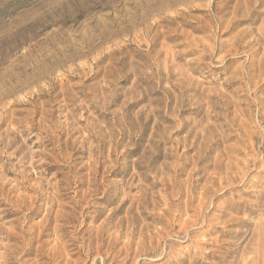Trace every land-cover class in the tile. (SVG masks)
<instances>
[{
  "label": "rangeland",
  "instance_id": "obj_1",
  "mask_svg": "<svg viewBox=\"0 0 264 264\" xmlns=\"http://www.w3.org/2000/svg\"><path fill=\"white\" fill-rule=\"evenodd\" d=\"M263 16L264 0H0V264H116L141 226L164 239L148 264H263L264 74L244 85L248 49L230 50ZM132 200L134 233L112 241ZM164 209L171 227L147 218Z\"/></svg>",
  "mask_w": 264,
  "mask_h": 264
},
{
  "label": "bare ground",
  "instance_id": "obj_2",
  "mask_svg": "<svg viewBox=\"0 0 264 264\" xmlns=\"http://www.w3.org/2000/svg\"><path fill=\"white\" fill-rule=\"evenodd\" d=\"M258 0H253V2H257ZM263 0H259V3L261 2L262 3ZM235 9H238L237 6L234 7V10L232 11V13H236L237 11ZM252 10H253V7H252ZM249 11V10H248ZM246 14H248L247 10L242 14V16H245L244 17V20H249L251 16H246ZM263 19H264V16H263ZM251 20V19H250ZM238 21V20H237ZM220 23V22H219ZM228 27V26H226ZM255 29L254 28H249V29H243V33L247 32V33H251L253 32ZM257 38L254 36L251 40H248L247 42H245L244 45H241L240 44V39L241 37L243 36H238L239 38H235L234 41H232L231 43V46H230V50L232 51H236L238 50L239 48H247L248 49V52H247V56H248V59H247V67H246V70H240L241 73V76L243 77L244 74L246 73V76H244L246 78L244 82V85H246L247 87H249L252 82H253V79L254 78H257V81L255 83H258L260 81V76L264 74V45L262 46V49H263V54H261V58L256 62L252 59V56L260 49V46H257L255 49H252L254 47L255 44H259V42L261 40L264 41V30L260 29L258 30L257 29ZM262 37V38H261ZM243 39V38H242ZM219 46L222 47L223 44L222 43H219ZM249 72H254V74H249ZM244 79V78H243ZM248 89V88H246ZM264 99V98H263ZM262 98H259L257 101H256V105L258 106V108L262 107L264 105V100ZM256 106V107H257ZM259 113V112H258ZM259 117H261V120H258V123H261V122H264V112H260L259 113ZM262 125V124H261ZM264 128V126H262ZM264 130V129H263ZM255 135V134H254ZM264 135V134H263ZM256 137V135H255ZM238 139V138H237ZM257 139V138H256ZM92 151L93 150H90L88 152V156L91 157L92 156ZM93 162V161H92ZM95 166H94V169H91L90 172L95 174L97 172V170L101 167V162L97 160V157H96V161H95ZM110 173L111 175H114L116 173H118V171L113 168H108V167H105V169L103 170V174H108ZM139 176L138 179H139V182H140V174H138ZM92 178V177H91ZM106 176H102L101 177V181H100V184L101 185H110L112 188L117 185V181H107L106 179ZM172 178V177H170ZM133 179V177L131 176L125 183L128 187L129 182H131V180ZM90 180V179H89ZM91 181V180H90ZM89 181V182H90ZM95 182V181H94ZM93 182H90L89 184L91 185ZM94 184V183H93ZM92 184V185H93ZM119 184V183H118ZM163 189L162 190H167L168 188H173L175 186V182H171L169 183V181H164L163 183ZM125 187L124 189H121V193H123V195L125 196V190H129V188ZM107 188V187H106ZM131 189V188H130ZM107 190V189H105ZM95 190L93 189H89V192H94ZM116 191V190H115ZM130 191V190H129ZM105 193V191L103 192V194ZM176 193H182L181 190L180 191H176ZM187 193V191H186ZM90 194V193H89ZM167 200L169 201V203L172 205L170 207H177V208H180L182 206V202H179L177 201V199H173V198H170V195L174 196V192H170L169 194L167 193H164ZM163 194V195H164ZM177 195V194H176ZM139 196V195H138ZM102 197V196H101ZM104 198H106L104 195H103ZM176 198V197H175ZM190 200V199H188ZM188 200L185 202V208L188 209ZM92 205V204H91ZM134 206V201L132 200L131 203L129 204L128 208L126 209L125 211V214L121 217H119L115 224H114V227H115V232H117V234L115 236H113L112 234V241H116L118 239V237L121 235V231L120 227L123 226V223L124 221L127 222V227H126V231H125V235H131L134 233L133 229L130 228V221L132 220V216H130V211L131 209L133 208ZM184 206V205H183ZM173 207V208H174ZM137 209V212L136 214L137 215H140L141 214V210H139V206L136 207ZM167 209V208H166ZM164 209L162 213H160L161 217L160 218H157V217H154V216H148L147 218H152V219H158L162 222H164V225H169V227H171L173 225L172 222V219L175 218L178 213L180 211H178L177 209V213H173L172 211H168ZM169 209H172V208H169ZM175 209V208H174ZM136 211V210H135ZM91 212H95V210H92ZM170 215L171 218L170 220H166V219H163L165 217V215ZM88 219V218H87ZM260 219V218H259ZM262 219V218H261ZM264 219V218H263ZM167 221H169L170 223H167ZM167 223V224H166ZM242 225L243 223H246L245 220H242L241 221ZM247 224V223H246ZM258 224V223H257ZM105 226V225H104ZM102 226L100 228V231L96 232V235H95V239L98 241L97 242V247L96 249L99 250L101 249V246H103L105 243H104V239L102 238L103 234H105L107 232V230L109 229V227H104ZM164 227V226H163ZM168 228V227H167ZM119 230V231H118ZM161 231L160 229H155V230H148L147 233L144 232V228L143 226H141V229L139 231V235L141 236V239L137 242H134L132 240L129 239V241H127L125 243V247L123 249V258L121 260H117L115 256H113V262H115L116 264H120L121 262H123L124 264H148V262L146 260H137L138 257L142 256V255H145V256H152L154 254H157L159 255L161 251V243L162 241L164 240L162 237H161ZM110 235V234H109ZM131 238V237H130ZM251 240V239H250ZM111 240H109L107 243H106V246L107 248L104 250V253L102 254L103 256L107 254V251L109 250L110 246H111ZM248 244V243H247ZM246 244V245H247ZM249 246V245H248ZM264 251V250H263ZM260 254V253H259ZM263 254V253H262ZM102 256V257H103ZM264 256V255H263ZM262 256V257H263ZM103 259V258H102ZM146 259V258H145ZM263 260V259H262ZM260 261L257 262V264H259ZM264 264V263H263Z\"/></svg>",
  "mask_w": 264,
  "mask_h": 264
}]
</instances>
